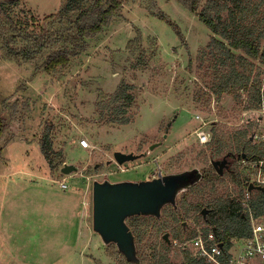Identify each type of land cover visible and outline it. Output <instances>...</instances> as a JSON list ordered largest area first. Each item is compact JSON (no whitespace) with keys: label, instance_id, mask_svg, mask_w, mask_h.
<instances>
[{"label":"rangeland","instance_id":"1","mask_svg":"<svg viewBox=\"0 0 264 264\" xmlns=\"http://www.w3.org/2000/svg\"><path fill=\"white\" fill-rule=\"evenodd\" d=\"M208 1L201 0V6ZM65 2L22 0L8 10L15 21L31 24L33 18L56 13ZM152 8L154 14L163 12L180 27L185 44L167 23L152 16L148 10ZM138 32L149 58L144 70L133 69L136 57L127 51ZM211 36L178 0H126L114 23L91 40L89 49L70 67L55 74L39 70L42 60L16 64L0 49V117L7 126L0 140V264H133L93 231L95 182L143 183L152 181L154 173H186L196 185L200 172L214 171L203 156L209 155L210 144L201 146L195 136L202 126L196 116L207 123L212 139L216 130L252 129L254 144L264 142V114L247 110L248 93L225 94L219 102L212 94L214 59L201 57ZM122 80L135 88L137 104L131 113L136 117L127 126L109 125L100 120L97 105ZM49 127L54 168L39 146L41 134ZM82 140L88 141L89 149L82 147ZM116 152L140 158L119 166L114 161ZM65 165L78 170L64 175ZM229 171L216 189L237 198L240 189L232 177L242 176L252 183L258 168L237 161ZM64 181L69 186L66 191L59 186ZM185 191L182 188L175 205L182 202ZM175 205L163 207L161 220H170ZM172 225L174 229L167 226L159 240L150 233L143 243L136 241L141 264L148 263L154 250L162 251L166 234L173 263L194 254L182 244L203 233L202 219L181 212ZM181 225L188 240L174 242L172 233Z\"/></svg>","mask_w":264,"mask_h":264},{"label":"trees","instance_id":"2","mask_svg":"<svg viewBox=\"0 0 264 264\" xmlns=\"http://www.w3.org/2000/svg\"><path fill=\"white\" fill-rule=\"evenodd\" d=\"M21 1L4 0L0 4V49L7 60L16 64H33L42 60L39 70L55 74L70 67L73 59L89 49V42L114 23L126 0H66L56 13L43 19L33 18L31 24L15 21L10 15L9 7L19 6ZM178 1L212 33L201 57L214 59L213 84L210 88L218 102L225 94L241 96L245 92L251 103L247 110H261L264 102L261 93L264 89V0H209L203 6L201 0ZM148 10L152 16L167 23L182 44H185L184 35L174 21L163 12L154 14L153 8ZM127 51L130 56L136 57L133 69L147 68L149 58L143 49V39L139 32L137 38L129 42ZM134 89V86L122 80L115 92L97 105L100 120L116 126L131 124L136 117L131 113L137 104ZM6 129V123L0 117V140ZM251 130L244 129L235 133L213 131V139L208 147L209 155L204 154V159L210 161L228 152L239 155L243 162L257 165L264 161V142L261 145L254 144ZM51 133L52 127H49L41 134L39 146L44 159L54 168ZM200 173V182L183 193L182 202L172 209L169 221L161 220L160 216L135 217L130 229L138 244L143 243L150 233L153 239L159 240L167 226L173 229L172 224L181 212L192 219L207 207L211 212L204 222L206 227L202 230L203 235L215 234L216 241L224 246V263L229 264L227 252L232 241L251 237L249 211L255 218L264 215V193L249 192L250 182L243 180L242 176H233L240 192L239 197L231 198L216 189V184H223V177L214 171ZM191 195L193 198H190ZM146 218L156 220L147 221ZM172 234L174 242L188 240L184 237L182 225ZM162 241V251L154 250L147 257V264H175L170 258L171 245L164 239ZM137 256L136 251V261H127L141 264ZM180 264L206 262L187 253Z\"/></svg>","mask_w":264,"mask_h":264},{"label":"water","instance_id":"3","mask_svg":"<svg viewBox=\"0 0 264 264\" xmlns=\"http://www.w3.org/2000/svg\"><path fill=\"white\" fill-rule=\"evenodd\" d=\"M155 146H152L151 150ZM139 158L133 154L126 155L120 152L114 154V161L119 166L134 162ZM211 165L221 177L230 167L227 157L212 161ZM77 170L78 168L74 165H65L61 173L70 175ZM189 178L188 174L183 173L143 183L95 182L93 184V231L105 244H115L119 248V253L124 255L128 261H136L135 237L127 220L140 216L159 217L163 207L168 204L175 205L182 188L189 190L194 186ZM197 178L196 182L201 179V175ZM248 191L264 193V188L250 183ZM164 240L170 243L168 234L164 235ZM219 246L222 248L223 244Z\"/></svg>","mask_w":264,"mask_h":264},{"label":"built area","instance_id":"4","mask_svg":"<svg viewBox=\"0 0 264 264\" xmlns=\"http://www.w3.org/2000/svg\"><path fill=\"white\" fill-rule=\"evenodd\" d=\"M259 112L264 114V102ZM196 120L202 122V126L195 131V136L201 146H206L212 141L211 130L208 129L207 123L200 116H196ZM80 143L84 149L90 148L87 140H82ZM256 167L258 172L252 183L264 188V161L257 164ZM159 175L160 173H154L152 178H157ZM59 186L64 191L69 188L65 181L59 183ZM249 214L252 229L251 237L232 241L231 248L227 252L230 258L229 264H264V215L255 218L251 211H249ZM219 245L220 243L216 241L214 233H210L208 236H204L202 233L182 244V247L185 250L193 251V256L205 260L206 264H225L223 260L225 256L224 246L221 248Z\"/></svg>","mask_w":264,"mask_h":264},{"label":"flooded vegetation","instance_id":"5","mask_svg":"<svg viewBox=\"0 0 264 264\" xmlns=\"http://www.w3.org/2000/svg\"><path fill=\"white\" fill-rule=\"evenodd\" d=\"M115 154V153H114ZM227 157V160H228V162L230 163V165H231V163L233 162H237V161H240V159L241 158H239V155H237V154H234V153H225V154H223L222 155V159H224V158H226ZM220 158V157H219ZM215 159H218V158H215ZM221 159V160H222ZM211 162L212 161H214V159H212V160H210ZM212 166V165H211ZM213 168V167H212ZM213 170H214V172H216V174H217V171L213 168ZM229 170H227L226 172H228ZM231 171H229L228 173H230ZM225 174V173H224ZM174 175H180V174H174ZM200 175H201V173H200ZM169 176H171V175H169ZM224 176V175H223ZM222 176V177H223ZM161 177H164L163 175H162V173L157 177V178H152V179H158V178H161ZM201 180V179H200ZM200 180L197 182V183H199L200 182ZM189 189H191V187L189 188ZM210 212H211V210L209 209V208H204V209H202L201 211H199V213L196 215L197 217H200L201 219H202V221H203V223L207 220V218H208V216L210 215ZM135 217H133V218H130V219H128L127 220V223L129 222V224H131L132 223V220L134 219ZM183 226V225H182ZM173 229H174V227H173ZM131 230V229H130ZM132 231V230H131ZM184 231H185V229H184ZM133 232V231H132ZM214 232H215V229H214ZM134 234V233H133ZM135 237V236H134ZM163 239H164V236H163ZM170 241V240H169ZM168 244V243H167ZM170 244V243H169ZM112 245H114L117 249H118V251H119V248L115 245V244H112ZM135 246H136V238H135ZM136 248V247H135Z\"/></svg>","mask_w":264,"mask_h":264}]
</instances>
